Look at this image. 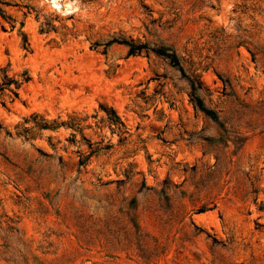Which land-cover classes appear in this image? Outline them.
Here are the masks:
<instances>
[{
	"label": "rangeland",
	"instance_id": "obj_1",
	"mask_svg": "<svg viewBox=\"0 0 264 264\" xmlns=\"http://www.w3.org/2000/svg\"><path fill=\"white\" fill-rule=\"evenodd\" d=\"M0 264H264V0H0Z\"/></svg>",
	"mask_w": 264,
	"mask_h": 264
},
{
	"label": "trees",
	"instance_id": "obj_2",
	"mask_svg": "<svg viewBox=\"0 0 264 264\" xmlns=\"http://www.w3.org/2000/svg\"><path fill=\"white\" fill-rule=\"evenodd\" d=\"M124 44H125L126 46L129 47V45H127L126 43H124ZM128 52H129L130 54L135 53V51H134L131 47H129ZM154 53H156V54H158V55H160V56L165 57L166 59H168V61H169L170 64H172L173 66H176V67L179 68V64H178L177 58H176V56H175L174 54H167V53H164V52L161 51L160 49L154 50ZM179 70H181V69H179Z\"/></svg>",
	"mask_w": 264,
	"mask_h": 264
}]
</instances>
